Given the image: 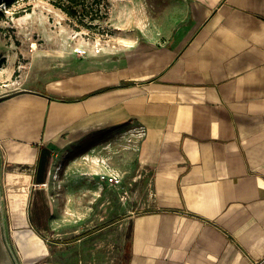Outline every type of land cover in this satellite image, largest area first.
<instances>
[{
    "label": "crops",
    "instance_id": "crops-1",
    "mask_svg": "<svg viewBox=\"0 0 264 264\" xmlns=\"http://www.w3.org/2000/svg\"><path fill=\"white\" fill-rule=\"evenodd\" d=\"M182 1L186 34L0 95V205L19 264L25 229L46 246L29 264H264V0ZM106 130L133 142L131 210L54 241V158Z\"/></svg>",
    "mask_w": 264,
    "mask_h": 264
},
{
    "label": "rangeland",
    "instance_id": "rangeland-1",
    "mask_svg": "<svg viewBox=\"0 0 264 264\" xmlns=\"http://www.w3.org/2000/svg\"><path fill=\"white\" fill-rule=\"evenodd\" d=\"M28 4L30 10L18 16L11 10L0 16V95L38 87L76 69L82 60L112 66L131 47L158 44L170 34L179 36L190 29L182 0H105L107 15L94 20L92 27L78 25L47 0L22 1L15 7ZM76 47H85L87 54H74ZM133 158V142L118 130L89 134L58 151L48 182L58 220L54 241L94 230L131 210L130 198L120 199L122 189L129 194L131 186L124 182L116 188L100 182L97 174L103 166L119 167L117 172L126 177Z\"/></svg>",
    "mask_w": 264,
    "mask_h": 264
},
{
    "label": "trees",
    "instance_id": "trees-1",
    "mask_svg": "<svg viewBox=\"0 0 264 264\" xmlns=\"http://www.w3.org/2000/svg\"><path fill=\"white\" fill-rule=\"evenodd\" d=\"M28 0H0V16L5 15V11L11 10L15 16L30 10V5L15 6ZM54 7L59 8L69 18L73 19L78 25L85 27L95 26L94 20L106 17L107 11L103 9L105 0H47Z\"/></svg>",
    "mask_w": 264,
    "mask_h": 264
},
{
    "label": "bare ground",
    "instance_id": "bare-ground-1",
    "mask_svg": "<svg viewBox=\"0 0 264 264\" xmlns=\"http://www.w3.org/2000/svg\"><path fill=\"white\" fill-rule=\"evenodd\" d=\"M33 46H35L36 48V45L33 44ZM72 52L76 54L73 49ZM14 187L16 186L14 185ZM18 214L20 215L21 213L19 212ZM20 219L22 220V223H25L24 216H20ZM16 238L26 260H30L34 256L45 252L46 246L44 242L31 229H25L24 231H16Z\"/></svg>",
    "mask_w": 264,
    "mask_h": 264
},
{
    "label": "built area",
    "instance_id": "built-area-1",
    "mask_svg": "<svg viewBox=\"0 0 264 264\" xmlns=\"http://www.w3.org/2000/svg\"><path fill=\"white\" fill-rule=\"evenodd\" d=\"M76 55L78 56H84L87 54V50L85 47H76L74 49ZM98 51V49H95V52ZM97 177H98V180L100 182H105L111 186H114L116 188H119L121 183H122V176L116 172V171H108V170H103V171H100L98 174H97ZM120 199L122 201H124V199H127L128 198V192L127 191H123L122 190V193H120Z\"/></svg>",
    "mask_w": 264,
    "mask_h": 264
},
{
    "label": "water",
    "instance_id": "water-1",
    "mask_svg": "<svg viewBox=\"0 0 264 264\" xmlns=\"http://www.w3.org/2000/svg\"><path fill=\"white\" fill-rule=\"evenodd\" d=\"M0 264H19L7 241L0 205Z\"/></svg>",
    "mask_w": 264,
    "mask_h": 264
}]
</instances>
